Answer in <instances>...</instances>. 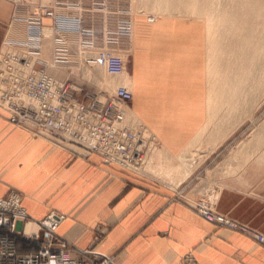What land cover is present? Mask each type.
<instances>
[{
	"label": "crops",
	"instance_id": "1",
	"mask_svg": "<svg viewBox=\"0 0 264 264\" xmlns=\"http://www.w3.org/2000/svg\"><path fill=\"white\" fill-rule=\"evenodd\" d=\"M31 12L29 6L0 0V51L5 42L28 39ZM140 18L133 23L131 62L127 65L126 54L125 74L110 77L108 89L129 87L132 100L126 109L153 132L164 156L171 159L202 142L204 161L175 188L162 181L168 187L146 174L105 164L98 154L75 144L34 135L12 124L0 109V197L18 190L22 205L35 220L50 211L65 214L56 229L60 237L81 249L92 246L113 254L116 264H180L188 252L199 264H264L263 243L214 224L176 198L199 167L227 149L223 145L238 126L230 131L229 126L216 128L209 113L204 26L195 20L162 18L150 23ZM41 21L51 24L48 17ZM47 68L60 76L71 67ZM90 70L91 79L100 86V69ZM261 136L264 133L256 129L227 151L200 185L211 187L217 177H226V183L210 192L216 211L264 235ZM18 248L22 249L20 239Z\"/></svg>",
	"mask_w": 264,
	"mask_h": 264
},
{
	"label": "built area",
	"instance_id": "2",
	"mask_svg": "<svg viewBox=\"0 0 264 264\" xmlns=\"http://www.w3.org/2000/svg\"><path fill=\"white\" fill-rule=\"evenodd\" d=\"M9 1L29 6L32 12L28 39L11 41L0 51V109L8 120L55 143H72L96 153L105 164L140 173L138 168L157 141L143 124L125 122L126 106L132 100L129 87L119 85L112 93L99 86L89 90L82 73L73 80L67 70L65 78L57 79L47 71L46 61L31 56L40 49L41 27L49 26L56 32L79 35L73 45L81 58L79 66H102L110 76L121 75L126 63L124 47L129 45L133 30L132 12L120 0ZM43 17L50 18L51 24H43ZM56 41L62 43L63 39L58 36ZM23 45V52L12 48ZM55 58L60 63L68 61L62 50ZM176 198L214 224L241 231L264 244L263 234L217 212L209 196L195 201L179 189ZM65 216L50 211L35 220L22 205L21 192L10 189L0 197V264H116L113 254L92 246L81 249L60 237L56 229ZM30 223H35L36 231H27ZM28 245L34 250L26 249ZM180 264L199 263L188 252Z\"/></svg>",
	"mask_w": 264,
	"mask_h": 264
},
{
	"label": "rangeland",
	"instance_id": "3",
	"mask_svg": "<svg viewBox=\"0 0 264 264\" xmlns=\"http://www.w3.org/2000/svg\"><path fill=\"white\" fill-rule=\"evenodd\" d=\"M43 1L48 2L51 0ZM120 1L121 5L126 8L128 12L130 11L129 13L132 12V23H134V25L136 19H141L140 17H142V19L145 18V21H147V18L152 19L151 22L162 18L172 20H195L197 22H200L201 25L204 26V76L205 88L207 90V102L210 108L209 113L211 114L212 121L216 125V128L227 129V127L229 126L228 129L230 131L238 125L236 129L231 132L232 134L230 133L231 135L228 136V141L223 145V148L227 147V149H225L224 152L219 153V156L216 159H213L212 162H210L208 165L204 164L199 167L188 179L191 182L187 180V182L182 185L181 188H179H183L184 193H186L187 196L191 197L195 201L207 199L208 196L210 197L211 191H216L219 188L220 183H226L227 181V178L224 176L220 179L217 177L211 187L204 188V185L202 184L201 186L200 183H202V180L204 181V179L207 177L208 172L219 164V161L227 151L229 152L232 149H236L237 144L248 139L254 130H261V132L264 133V79L262 82L260 81L259 85L258 72H255L256 68L253 73L251 72L250 76L245 77L242 75V70L239 68L238 63L235 64V61H238L240 59L239 56L241 54V63L250 61L249 58V60L244 58V54L248 57L251 56V52H254V43L251 40H247L245 38L244 29L242 27L238 26L237 24L233 26L226 20L224 8H232V3H230L231 0H221L219 7L215 8V5L212 8L210 6L209 12H205L204 5L202 7V4H204L205 2H210L211 0H170L174 5L169 7H161L162 9H168L164 11L159 10L158 8L163 4L162 2L165 0L158 1L159 6H157V0ZM153 1L155 2V5ZM189 2L198 3L199 6L194 7L193 5H188L187 3ZM156 6L158 8H156ZM58 34L61 35L60 32H58ZM133 34H135L134 28L132 30L129 45L127 47H124V54H127V65L131 62L132 54L130 52V44L132 37H134ZM77 42V39L76 41H73V45L75 46ZM12 48H16L18 51L23 52V50H21L19 47L13 46ZM69 51L73 52L74 47L71 46V50ZM252 60H254L255 63L254 67L258 62H261L260 65L264 64V58L258 59L257 56H254ZM66 66L71 67L68 64H66ZM90 68L88 67L84 69V66H79L78 63L76 64V67L65 69L60 76L59 74L57 76H59L58 78H65L67 75V70H69L71 72L69 78L78 80L79 74L82 73L85 79L88 80L84 81L86 89L92 90L98 87V85L95 84L92 79H90L94 78L93 74L90 72ZM92 71H94V69ZM100 75L101 78H104V81L108 83L110 76L104 73L102 69H100ZM235 82H237V84H235ZM234 88H236L237 91H235ZM102 89L107 93H112L114 90L104 88ZM126 119H129V117L126 116ZM213 123H211L210 125L213 126ZM151 133L153 134L152 131ZM263 137L264 136L260 137L261 142H259V145L261 146L264 145ZM198 144L200 145H198L197 147L196 145H194L188 148V150L190 149V153H196V158L195 156L194 158L197 159L198 164L193 168V170L196 169L207 157V153L205 154V152L199 154V150L201 151L204 149L202 146V142H198ZM226 144L228 146H226ZM157 147H159L158 141ZM170 160L174 161L173 158H171ZM149 177L159 181L160 183H163L161 179H157L152 176Z\"/></svg>",
	"mask_w": 264,
	"mask_h": 264
},
{
	"label": "bare ground",
	"instance_id": "4",
	"mask_svg": "<svg viewBox=\"0 0 264 264\" xmlns=\"http://www.w3.org/2000/svg\"><path fill=\"white\" fill-rule=\"evenodd\" d=\"M160 0H157L158 2ZM221 0H211L210 2H205L202 4V7L204 5L205 12H209V7L212 8L216 5L215 8L219 7ZM229 1V0H227ZM162 2V1H161ZM154 5L155 2L153 1ZM163 3V4H162ZM161 6H159V2L156 4L159 6V10H168V9H162L161 7H169L173 6V2L170 0L163 1ZM172 3V4H171ZM231 6L232 8H224V13L226 14V20L233 26L236 24L244 29V36L247 40H251L254 45V52H251V56L248 57L244 54V58L249 60L248 62L241 63V56H239L240 59L238 61H235V64L238 63L239 68L242 70V75L245 77L250 76L251 72L253 71L258 72L259 76V85L260 81H263V74H264V64L260 65L261 62L256 63V66L254 67L255 63L253 57L257 56V58H264V0H231ZM188 5H193L194 7L199 6L198 3L189 2ZM176 5V4H175ZM178 5V4H177ZM155 8V9H156ZM147 22V21H146ZM22 36L24 37V30H22ZM61 35L56 32L54 28H48V27H42L41 33H40V49L36 53H32L31 56L32 59L35 58H41L42 60L46 61L48 66L55 67L58 65H70L72 68L76 67V64L79 63L80 65V55L74 49V51L71 50V46H73V41H76V39H79V35L77 33L72 32H60ZM63 33V34H62ZM60 36L63 39L62 43H57L56 38ZM25 38V37H24ZM8 40V39H7ZM26 41V38L21 40V42ZM9 42H5L4 47L10 46L8 44ZM15 47V46H14ZM21 50H26V45L18 46ZM14 50H17L16 48H13ZM58 50H62L63 53L67 54L68 61L66 63H60L56 60L55 55ZM247 56V58H246ZM249 58V59H248ZM256 62V61H255ZM254 67V68H253ZM84 68H88L84 66ZM90 68V67H89ZM92 68H100L105 73V69L102 66H94ZM47 71L52 74L54 77L58 75L57 70H52L46 68ZM52 72V73H51ZM254 72V74H255ZM107 74V73H106ZM125 74L124 72L121 75L118 76H110L111 78H118ZM257 76V77H258ZM57 78V77H56ZM58 79V78H57ZM91 79V78H90ZM103 80V81H102ZM105 79H101L98 81L100 88H106L108 89L110 86L109 81L108 83L104 81ZM257 80V79H256ZM231 82V81H230ZM237 84V82H235ZM116 88V87H115ZM235 91H237L236 88H234ZM126 116L129 117V119H126ZM134 115L130 112L129 109H126L125 112V122L132 124V125H139L140 122H137L133 118ZM136 119V118H135ZM216 144L213 146L212 149H214ZM205 151H200L199 154L203 153ZM196 153L185 150L182 153L173 156L172 158L174 161L170 160L161 151V147L153 146L151 150L148 152L143 164L138 168V171L142 174H146L158 179H161L163 182L168 184L169 186L175 188L177 187L183 180H185L189 174L192 172L193 168L198 164L196 158ZM195 156V158H194ZM200 156V155H199ZM211 200H213V197L210 195ZM37 226L35 223H30L27 225V231L33 232L36 231Z\"/></svg>",
	"mask_w": 264,
	"mask_h": 264
}]
</instances>
